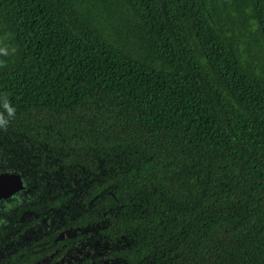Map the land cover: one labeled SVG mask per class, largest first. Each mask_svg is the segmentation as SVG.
Masks as SVG:
<instances>
[{
  "label": "trees",
  "instance_id": "trees-1",
  "mask_svg": "<svg viewBox=\"0 0 264 264\" xmlns=\"http://www.w3.org/2000/svg\"><path fill=\"white\" fill-rule=\"evenodd\" d=\"M9 171L0 264H264V0H0Z\"/></svg>",
  "mask_w": 264,
  "mask_h": 264
},
{
  "label": "water",
  "instance_id": "water-1",
  "mask_svg": "<svg viewBox=\"0 0 264 264\" xmlns=\"http://www.w3.org/2000/svg\"><path fill=\"white\" fill-rule=\"evenodd\" d=\"M26 189L20 173L9 171L0 174V201L8 200Z\"/></svg>",
  "mask_w": 264,
  "mask_h": 264
},
{
  "label": "flooded vegetation",
  "instance_id": "flooded-vegetation-1",
  "mask_svg": "<svg viewBox=\"0 0 264 264\" xmlns=\"http://www.w3.org/2000/svg\"><path fill=\"white\" fill-rule=\"evenodd\" d=\"M9 200V199H8ZM47 244V243H46ZM82 253L84 252V250L83 251H81ZM81 252L80 251H78V250H73V255H74V257L76 256V255H81ZM74 257L73 256H64V257H62V256H60L58 259H57V261L58 262H48L47 264H70L71 263V261H74ZM42 261L44 260V259H41ZM87 260L88 259H85V261L87 262Z\"/></svg>",
  "mask_w": 264,
  "mask_h": 264
}]
</instances>
